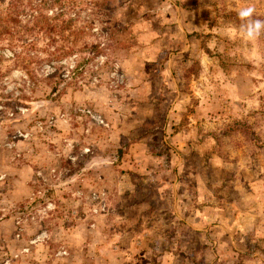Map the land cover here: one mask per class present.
Here are the masks:
<instances>
[{
  "label": "rangeland",
  "instance_id": "obj_1",
  "mask_svg": "<svg viewBox=\"0 0 264 264\" xmlns=\"http://www.w3.org/2000/svg\"><path fill=\"white\" fill-rule=\"evenodd\" d=\"M74 1L83 78L0 101V264H264V0Z\"/></svg>",
  "mask_w": 264,
  "mask_h": 264
},
{
  "label": "trees",
  "instance_id": "obj_2",
  "mask_svg": "<svg viewBox=\"0 0 264 264\" xmlns=\"http://www.w3.org/2000/svg\"><path fill=\"white\" fill-rule=\"evenodd\" d=\"M76 8L74 0H8L0 7L3 107L31 101L33 96L27 92L33 93L43 81H51L50 92L61 95L67 80L73 79L77 86L85 74V64L100 55V44L81 39L90 35L92 28L87 23L76 28ZM69 35L79 38L69 41ZM67 59L73 64H65ZM13 71L20 73L21 87L15 88L18 93H4L2 81Z\"/></svg>",
  "mask_w": 264,
  "mask_h": 264
},
{
  "label": "clouds",
  "instance_id": "obj_3",
  "mask_svg": "<svg viewBox=\"0 0 264 264\" xmlns=\"http://www.w3.org/2000/svg\"><path fill=\"white\" fill-rule=\"evenodd\" d=\"M254 9L249 7L243 9L239 15L242 20L246 21L242 25V31L246 39L252 40L258 38L262 33H264V21L253 20Z\"/></svg>",
  "mask_w": 264,
  "mask_h": 264
}]
</instances>
